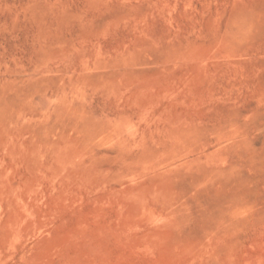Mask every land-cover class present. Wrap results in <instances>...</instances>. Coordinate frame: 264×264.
I'll return each instance as SVG.
<instances>
[{"label":"rangeland","instance_id":"1","mask_svg":"<svg viewBox=\"0 0 264 264\" xmlns=\"http://www.w3.org/2000/svg\"><path fill=\"white\" fill-rule=\"evenodd\" d=\"M0 264H264V0H0Z\"/></svg>","mask_w":264,"mask_h":264}]
</instances>
